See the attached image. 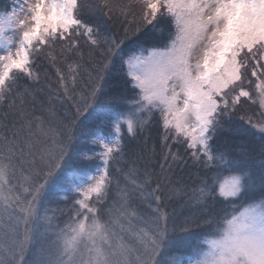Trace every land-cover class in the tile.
<instances>
[{
    "label": "snow or ice",
    "instance_id": "1",
    "mask_svg": "<svg viewBox=\"0 0 264 264\" xmlns=\"http://www.w3.org/2000/svg\"><path fill=\"white\" fill-rule=\"evenodd\" d=\"M194 233L189 264H264V0H10L0 264H184Z\"/></svg>",
    "mask_w": 264,
    "mask_h": 264
},
{
    "label": "trees",
    "instance_id": "2",
    "mask_svg": "<svg viewBox=\"0 0 264 264\" xmlns=\"http://www.w3.org/2000/svg\"><path fill=\"white\" fill-rule=\"evenodd\" d=\"M80 3L82 4H94L96 3V0H79ZM10 4V0H0V13H2L4 10L8 9ZM44 67H48L47 63H45ZM50 71H53L51 69H49ZM43 71V69H42ZM54 74V72H53ZM39 99H44L45 103H47V98L44 96L43 93L40 94ZM256 111L259 112V107L258 105L254 106ZM256 118V117H254ZM102 135V133H101ZM153 135H155V133L153 132ZM108 140H114L115 137H108ZM153 141L150 139L148 141L149 144V148H151ZM156 150L157 152H159V142L157 140L156 142ZM114 171V169H112ZM227 174V173H225ZM124 184H123V178L121 180V189H123ZM119 196V198L123 197V191L121 190L119 193L115 187V185H113L111 192H110V197L111 198H117ZM111 202V200L109 201V203ZM247 206V203L244 199H241L239 201L236 202L235 205L232 204H228V205H224V207H227L229 213L235 212V214H238L240 211H242L244 209V207ZM50 208L52 209L51 211H49V216H53L54 215V220L53 223L54 224H59L61 226H63V222L67 219V209L65 207V205L62 203L60 205V208L65 209V211H60L56 208L55 205H50ZM143 211H147V209H142ZM209 239L212 237H208ZM50 239H54V237H50ZM204 239V237H198L197 234H193V236L191 237V241H190V246L189 247H182V248H178L174 250V254L176 255V257L180 260H182L184 262V264H186L187 260H194L196 259V256L194 254V248L199 245L202 248H205L206 245L202 244V240Z\"/></svg>",
    "mask_w": 264,
    "mask_h": 264
},
{
    "label": "rangeland",
    "instance_id": "3",
    "mask_svg": "<svg viewBox=\"0 0 264 264\" xmlns=\"http://www.w3.org/2000/svg\"><path fill=\"white\" fill-rule=\"evenodd\" d=\"M243 210H244V209H243ZM243 210H242V211H243ZM238 214H239V213H238ZM205 248H206V247H205ZM189 261H191V260H190V259H189V260H187L186 264H189Z\"/></svg>",
    "mask_w": 264,
    "mask_h": 264
}]
</instances>
